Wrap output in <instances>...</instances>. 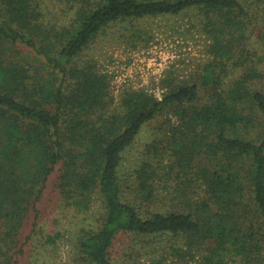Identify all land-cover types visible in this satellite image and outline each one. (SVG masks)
Masks as SVG:
<instances>
[{"label": "trees", "instance_id": "1", "mask_svg": "<svg viewBox=\"0 0 264 264\" xmlns=\"http://www.w3.org/2000/svg\"><path fill=\"white\" fill-rule=\"evenodd\" d=\"M65 1L74 13L61 26L41 0H0V264H21L26 217L57 167L66 202L85 211L100 200L104 211L77 236L79 264H113L128 234L169 236L185 262L264 264V67L250 43L264 42V0ZM189 12L208 40L199 72L167 81L161 100L125 89L111 107L108 77L79 65L82 51L112 29L134 48L150 39L138 21ZM162 115L176 124L148 146L162 160L136 170L132 203L123 154ZM171 173L180 204L152 210Z\"/></svg>", "mask_w": 264, "mask_h": 264}, {"label": "rangeland", "instance_id": "2", "mask_svg": "<svg viewBox=\"0 0 264 264\" xmlns=\"http://www.w3.org/2000/svg\"><path fill=\"white\" fill-rule=\"evenodd\" d=\"M41 3L45 20L53 25H66L73 18L74 9L65 0H41ZM193 17L189 12L138 21L137 28L150 39L134 48L123 42L115 29L108 30L82 51L78 63L91 64L95 72L108 77L111 107L117 108L125 89L143 90L161 100L168 89L167 81H190L208 59V40L199 32ZM250 37L251 45L261 58L259 66L263 68L264 42L257 35ZM172 124H176L175 117L162 115L155 118L124 152L119 174L123 177V195L132 203L140 202L135 190L136 170L143 161L156 166L162 160L158 151L148 152V146H162V133ZM58 169L48 179L36 210L26 217L23 234L27 237L21 264H79L78 234L82 228L97 227L104 215L100 200H95L85 211H79L66 202L56 187ZM161 183H165L168 189L160 190L157 201L151 205L152 210H164L173 203L180 204L182 200L175 197L176 178L173 173L164 177ZM196 192L192 197L200 194L199 190ZM178 244L169 236L120 235L112 249L113 264H196L200 260L197 254L194 256L196 263L189 258L187 262L186 258L179 259L171 252L172 247ZM234 264L240 263L235 260Z\"/></svg>", "mask_w": 264, "mask_h": 264}]
</instances>
